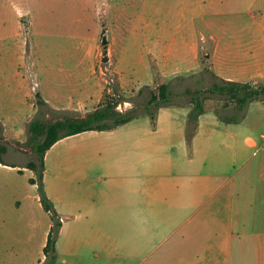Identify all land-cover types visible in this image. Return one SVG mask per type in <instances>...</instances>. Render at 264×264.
Wrapping results in <instances>:
<instances>
[{"label":"rangeland","instance_id":"1","mask_svg":"<svg viewBox=\"0 0 264 264\" xmlns=\"http://www.w3.org/2000/svg\"><path fill=\"white\" fill-rule=\"evenodd\" d=\"M219 76L264 82V0H0V143L8 146L2 154L7 164L0 163V264H46L43 244L52 217L30 182L35 172L25 166L37 158L29 142L33 119L84 117L106 99H120V110H141L118 129L61 139L48 160L49 185L60 173L52 158L77 155V143L183 138L191 143L197 130L189 140L193 103L185 90L208 88ZM161 83H169L177 104L153 116L143 109ZM209 94L197 129L199 123L242 127L243 139L257 142L253 154L264 143V95L240 109L227 95ZM217 111L237 120H221ZM66 171L63 164V180ZM127 230L117 235L118 242ZM95 247L69 249L64 232L57 264L137 263L128 244L119 243L112 253L99 249L98 255Z\"/></svg>","mask_w":264,"mask_h":264},{"label":"crops","instance_id":"2","mask_svg":"<svg viewBox=\"0 0 264 264\" xmlns=\"http://www.w3.org/2000/svg\"><path fill=\"white\" fill-rule=\"evenodd\" d=\"M239 128L199 123L191 143H77V155L52 158L60 173L48 185V160L63 138L55 142L45 183L63 217L58 253L65 232L69 249L96 246V255L128 244L136 264H264V143L251 154L257 142Z\"/></svg>","mask_w":264,"mask_h":264},{"label":"trees","instance_id":"3","mask_svg":"<svg viewBox=\"0 0 264 264\" xmlns=\"http://www.w3.org/2000/svg\"><path fill=\"white\" fill-rule=\"evenodd\" d=\"M218 78L219 80L214 81L208 88H186L185 90V93L190 95V101L193 103L188 120L189 140L192 139L194 132L197 130L200 115L205 111V102L210 97L209 93H219L229 96L237 102L240 109H244L249 101L261 98L264 95V82L254 84L249 81L244 82L220 76ZM173 95L169 83H161L158 90L153 92L143 111L151 112L154 116L160 107L177 104L172 100ZM119 102L120 99H106L102 106L89 112L84 117L67 116L53 121H43L35 118L30 122L31 135L29 142L34 148L37 158L29 160L25 166L35 172V176L30 178V182L37 184L40 201L52 217V226L47 242L44 245L46 264H57V239L62 226L55 203L49 197L45 188L46 153L61 138L91 129H112L132 120L140 114L139 111L141 110H137L134 107L127 110L118 109L117 105ZM217 114L224 121L237 120L233 115L226 116L219 111H217ZM7 150L8 146L0 143V162L3 164H7L2 158V154L7 152ZM20 171H23V169H20Z\"/></svg>","mask_w":264,"mask_h":264},{"label":"water","instance_id":"4","mask_svg":"<svg viewBox=\"0 0 264 264\" xmlns=\"http://www.w3.org/2000/svg\"><path fill=\"white\" fill-rule=\"evenodd\" d=\"M105 31H106V29H103V31H102V34H103L102 43L104 45V50H103L104 54H106L108 52V45H109V39H108L107 35L105 34ZM107 60H108V56L106 55L104 57V61H107Z\"/></svg>","mask_w":264,"mask_h":264},{"label":"built area","instance_id":"5","mask_svg":"<svg viewBox=\"0 0 264 264\" xmlns=\"http://www.w3.org/2000/svg\"><path fill=\"white\" fill-rule=\"evenodd\" d=\"M60 220L63 221V217H60Z\"/></svg>","mask_w":264,"mask_h":264}]
</instances>
